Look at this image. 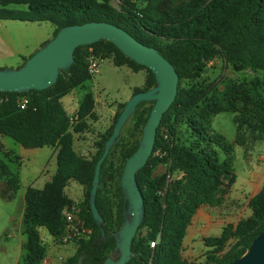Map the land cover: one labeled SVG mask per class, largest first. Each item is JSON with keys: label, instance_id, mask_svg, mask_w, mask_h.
Returning <instances> with one entry per match:
<instances>
[{"label": "trees", "instance_id": "trees-1", "mask_svg": "<svg viewBox=\"0 0 264 264\" xmlns=\"http://www.w3.org/2000/svg\"><path fill=\"white\" fill-rule=\"evenodd\" d=\"M41 1L32 5L30 0H0V18L47 21L55 26L53 35L66 25L89 21L108 22L122 28L137 41L157 49L175 67L179 78L176 97L157 127L151 156L136 174L144 200V219L138 229L148 226L146 240L155 241V246H144L135 235L131 244L134 256L126 264H162L170 260L174 264H191L178 259L180 241L196 208L202 203H214L219 184L229 174L231 146L222 137L210 134L203 123L194 118L187 119V130L193 138L188 144L179 140L174 125L167 126L165 137L160 134V130L167 113L181 119L203 99V92L181 89L180 82L183 78L199 76L207 63L221 59L235 71L264 73V0H147L144 8L127 4L121 11L115 10L106 0ZM19 3H28V8H6L9 4ZM89 48L95 54H113L115 66L126 65L135 71L146 69L143 87L134 88L133 93L148 90L155 85L149 69L125 57L112 43L103 41L76 47L74 63L68 70L60 72L55 84L46 89L24 93L0 92L3 97L0 101L1 134L11 137L24 148L59 145L56 171L51 180L41 189L28 187L25 192L23 225L28 255L24 264H39L42 260L44 247L40 242L39 229H45L55 239L61 235L65 223L63 210L73 203L64 192L71 180L84 188L85 198L79 203L81 217L92 228V234L88 240L80 241L74 255L65 264H77L83 254L86 256L82 264H101L115 245L111 233L123 221L122 196L117 226L110 228L112 213L98 185L96 207L103 218L105 239L94 245L101 237V229L90 210L89 192L96 162L120 112L100 137L95 155L87 160L78 156L72 148V136L67 132L68 120L59 101L68 91L90 79L86 68ZM18 96L28 98L24 108L18 106ZM92 103L89 94L83 103L84 113L89 111ZM251 103L255 116L264 126V98L251 100ZM151 106L152 102H140L127 122L133 121L143 126ZM217 108L216 100L207 102L201 110V116ZM263 139L261 134L255 141ZM235 143L240 144L238 139ZM137 145L124 152V159L129 157ZM219 152L225 155L222 161ZM108 156L109 153L101 164L99 183L106 170ZM158 163L168 165L170 177L173 173H180L181 177L171 178L169 182L163 177H150L148 167ZM3 166L7 168L5 163ZM249 207L251 212L248 217L235 225L227 224L218 236L205 240L207 246L214 247V254H218L228 239H234L233 245L226 252L210 256L206 264H227L242 256L251 241L264 230V184L257 195L251 198Z\"/></svg>", "mask_w": 264, "mask_h": 264}, {"label": "rangeland", "instance_id": "rangeland-1", "mask_svg": "<svg viewBox=\"0 0 264 264\" xmlns=\"http://www.w3.org/2000/svg\"><path fill=\"white\" fill-rule=\"evenodd\" d=\"M30 1H32V5L43 2L41 0ZM106 2L118 11H121L127 4L136 8H144L147 5V0H106ZM6 8L26 10L28 3L9 4ZM5 24L11 37L16 38L20 34L30 43L28 46L30 52L21 54L22 57H26L24 61L43 43L52 38L55 30V26L47 21L31 23L30 25H24L19 21H7ZM0 35L4 37L1 32ZM41 38L44 39L43 42L39 46L36 44V47L33 48L31 43H35ZM2 50L0 44V52ZM0 55H4V53ZM112 58L113 54H106L96 76H90L89 80L82 82L59 99L68 120L67 132L72 136V148L78 156L87 160L91 159L97 152V143L100 137L114 122L116 114L122 109V104L132 96L134 88L143 87L147 75L146 69L135 71L126 65L115 66ZM20 62L21 57L8 54L0 61V68H18L22 65ZM180 88L198 90L204 93V97L181 119H177L172 113H167L160 134L165 137L167 126L174 125L179 140L188 144L193 138L187 130V119L194 118L202 122L210 134L222 137L231 146L230 158L232 160L230 159L229 174L219 184L214 203L210 205L202 203L196 208L179 244V261L206 264L210 256L226 252L233 245L234 239H228L218 254H214V247L207 246L205 240L218 236L227 224L235 225L239 220L248 217L251 212L249 202L251 198L257 195L249 198L248 194H229V191L236 178L234 169L237 173L245 172L244 156L250 153L255 157L264 150V139L259 142L255 141L261 134L264 136V126L255 116L253 105L250 104L251 100L264 98V73L249 70L235 71L230 64H225L221 59H216L207 63L206 68L199 76L183 78L180 82ZM89 94L93 103L89 111L84 113L83 103ZM215 100L218 103V108L202 117L201 110L205 104ZM141 127L142 124L136 125L133 121H128L123 126L118 143H115L109 152L106 170L99 183L102 195L107 200L112 213L110 228L117 226L120 198L123 196L120 184L121 172L126 161L123 154L139 142ZM237 139L240 144L235 143ZM9 143L11 144L10 148L17 155H13L12 151L5 147ZM50 148H55L57 154L59 145L56 144ZM18 155L23 158L20 165L16 163L19 159ZM50 155L51 149L47 147L27 149L21 147L11 137L0 133V245L6 247L11 254L14 253V247L17 244L14 242L15 238L10 239L8 246L3 242L8 233L16 234L13 229L16 225L14 220L10 221L8 217L12 216L15 220H19L22 207L21 194H23L24 188L38 176L37 174L48 161ZM224 158V153L219 152L220 161ZM7 159H14L15 162ZM5 162L8 165L6 169L3 166ZM51 162L53 164L54 159H51L49 163ZM148 172L150 177H163L166 182H169L171 178L181 177L180 173H173L170 177L168 165L163 163L148 167ZM65 187L69 193H72L68 194L72 197L82 194L81 199L73 202L80 203L85 198L83 186L76 181H69ZM1 194L16 195L14 199L7 200ZM204 217H208L207 224L202 226ZM196 218L202 219L199 220L201 225L199 227ZM148 232L149 227L144 225L138 229L136 234V239L141 241L144 246L150 245V241L146 240ZM23 233L25 234L24 225ZM23 237L26 239L23 244L24 255L21 264L25 263L28 255L26 234ZM39 237L41 245L44 247V255L39 264H65L74 255L80 241L90 238V236L84 237L80 241L61 244L50 236L45 229H39ZM2 254L3 252L0 250V257L3 256ZM147 264L153 263L148 262ZM162 264H174V261L170 260Z\"/></svg>", "mask_w": 264, "mask_h": 264}, {"label": "water", "instance_id": "water-1", "mask_svg": "<svg viewBox=\"0 0 264 264\" xmlns=\"http://www.w3.org/2000/svg\"><path fill=\"white\" fill-rule=\"evenodd\" d=\"M103 41L112 43L125 57L149 69L155 79L152 88L133 93L124 103L96 162L89 192L90 210L101 229V237L94 243L96 245L105 239L103 218L96 207L101 164L138 104L152 102L149 115L141 129L138 145L126 159L121 172L123 221L121 226L111 233L115 245L113 251L101 263L126 264L134 256L131 250L132 239L144 219V200L136 174L151 156L157 127L176 97L179 78L175 67L157 49L137 41L122 28L108 22L89 21L59 28L52 38L43 43L18 68H0V92L24 93L46 89L55 84L60 72L68 70L74 63L76 47ZM85 256L86 254L80 256L77 264H82ZM227 264H264V230L251 241L242 256Z\"/></svg>", "mask_w": 264, "mask_h": 264}, {"label": "crops", "instance_id": "crops-1", "mask_svg": "<svg viewBox=\"0 0 264 264\" xmlns=\"http://www.w3.org/2000/svg\"><path fill=\"white\" fill-rule=\"evenodd\" d=\"M7 21H16V20H5V19L0 18V32L4 35V37H1V35H0V44H1V47L3 48L2 52H0V54L4 53V55H0V61L3 58H5L8 54L9 55H18L19 57H21L22 63L21 62L20 63L23 64V61L26 57H22L21 54L30 52V51H28L29 50L28 46L30 43H28L20 34L16 38L11 37V35L8 31V28L5 24ZM19 22L23 23L24 25H28V24L30 25L31 23H36V22H28V21H19ZM25 27H27V26H25ZM25 27H18V28L27 29ZM43 40L44 39L41 38V39H39V41L37 40V41H35V43H31V46L33 45L32 46L33 48L36 44H37V46H39L41 44V42H43ZM13 141H15V140H13ZM17 144H19V143H17ZM10 145H11L10 143L6 144L5 147L7 149H9L10 151H12V149L10 148ZM21 147H23V146H21ZM44 147H46V146H44ZM44 147H39V148H44ZM47 148L51 149V155H50L48 161L40 169L39 173L37 174L38 176H36L33 179L32 183L28 184L24 188L23 194H21V205H22V207H21V211H20V215H19V220L18 221L15 220L14 217H12V216L8 217V219L10 221L14 220V224L16 226H15V228L13 227V229L15 230L16 234L8 233L7 235H5L6 237H5V241L3 243L7 244V246H8L9 245L8 242L10 241V239L15 238L14 242L17 244L14 247L15 251L12 254L9 251H7L6 247H4V246L2 247L0 245L1 246L0 250H2V252H3V254H2L3 256L0 257L1 258L0 264H21L22 263L23 255H24L23 244H24L25 239H26L23 237V235H25L23 233V213H24V208H25V192H26V189L28 187H34L37 189H41L45 185V183H47L48 181L51 180V177L53 176V174L56 171V159H55L56 151H55V148H50V147H47ZM27 149H37V148H27ZM12 154L17 155V153H15L14 151H12ZM51 159H54L53 164H52V162L49 163L51 161ZM7 160L11 161V162H15L14 159L13 160L7 159ZM22 162H23V158L19 156V159L16 163H18L20 165ZM244 162H245V172L244 173H237V171L234 169V164H233V169H234V173H235L236 178H235V181L233 182L231 190L229 191V194H248V197L250 198V197L254 196L255 194H257L261 190L262 185L264 184V150L260 151L255 157H253L250 153H247L244 156ZM5 164L7 165L6 162H5ZM7 167H8V165H7ZM17 181H18V178H17ZM70 185H72V184H70ZM18 187H19V181H18ZM67 187H65L64 192L69 199H71L72 201H78L79 199H81L82 194H78L76 197H72V196L68 195V194H72V193H69L67 191ZM1 195L3 196V198L10 200V199H14L16 194H1ZM207 218L206 217L203 218L204 223L202 224V226H205V224H207ZM199 220H202V219L196 218V222H198L197 223L198 227L201 226Z\"/></svg>", "mask_w": 264, "mask_h": 264}, {"label": "built area", "instance_id": "built-area-1", "mask_svg": "<svg viewBox=\"0 0 264 264\" xmlns=\"http://www.w3.org/2000/svg\"><path fill=\"white\" fill-rule=\"evenodd\" d=\"M86 56V68L90 76L98 74L101 62L103 61V53L95 54L92 48H89ZM3 97L0 96V101ZM26 96H18L17 104L20 108H24L27 104ZM64 228L61 235L56 239L61 244L76 242L89 237L92 234V228L88 226L85 220L81 217V207L79 202H73L70 206L63 210ZM150 246H155V241L150 242ZM46 261V260H44Z\"/></svg>", "mask_w": 264, "mask_h": 264}, {"label": "flooded vegetation", "instance_id": "flooded-vegetation-1", "mask_svg": "<svg viewBox=\"0 0 264 264\" xmlns=\"http://www.w3.org/2000/svg\"><path fill=\"white\" fill-rule=\"evenodd\" d=\"M115 231H116V230H115ZM112 251H113V250H112ZM112 251H111V252H112ZM111 252H110V253H111Z\"/></svg>", "mask_w": 264, "mask_h": 264}]
</instances>
